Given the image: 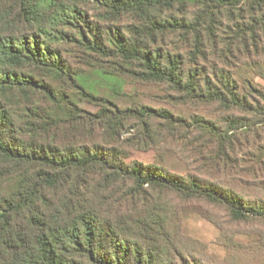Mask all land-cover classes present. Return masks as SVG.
Returning <instances> with one entry per match:
<instances>
[{
  "label": "trees",
  "instance_id": "trees-1",
  "mask_svg": "<svg viewBox=\"0 0 264 264\" xmlns=\"http://www.w3.org/2000/svg\"><path fill=\"white\" fill-rule=\"evenodd\" d=\"M88 1L12 0L19 29L0 33V264H203L185 259L162 209L150 207V188L224 206L235 221H264V199L127 164L114 142L131 119L145 125L159 116L172 124L173 115L120 107L99 95L66 57L65 44L79 47L87 60L118 58L140 81L169 83L189 98L250 109L263 120L264 93L249 84L241 94L225 69L211 75L206 51L218 46L217 26L224 24L216 10L242 14L239 6L249 5L264 24V0H95L106 8L97 16L81 8ZM120 14L135 20L124 32L111 25ZM172 34L183 36L188 56L165 48ZM81 101L100 102L101 109L89 114ZM111 102L115 111L106 106ZM52 105L69 109V119H53ZM244 118L231 130L247 126ZM204 123L195 118L228 159L229 131L217 135Z\"/></svg>",
  "mask_w": 264,
  "mask_h": 264
},
{
  "label": "rangeland",
  "instance_id": "rangeland-1",
  "mask_svg": "<svg viewBox=\"0 0 264 264\" xmlns=\"http://www.w3.org/2000/svg\"><path fill=\"white\" fill-rule=\"evenodd\" d=\"M12 4V0L0 2V17L6 16L0 20V33L19 29L14 22L17 14L11 10ZM80 6L93 16L105 8L95 0ZM241 6L242 14L236 11L232 15L224 8L216 10L224 24L217 26L218 46L215 49L213 45L207 46L206 66L211 75L213 68L225 69L226 77L236 82L241 94L247 91L244 89L249 84L264 93V24L260 23L263 18L258 13L253 15L249 5ZM221 10L224 12L220 13ZM174 13L181 15L180 12ZM134 22L133 16L120 14L114 17L111 25L114 30L124 32ZM4 24L12 27L7 29ZM29 27L27 29H34ZM167 43L166 49H175L188 56L189 49L183 36L172 34ZM65 46L66 57L91 79L99 95L120 107H149L173 115L172 124L159 116L148 119L145 125L131 119L121 134L117 132L120 135L114 143L121 147L127 164L154 165L176 175L196 176L228 187L249 200L264 199V119L261 120V116L256 117L250 109L247 112L239 108L228 109L203 98H189L169 83L140 81L125 70V64L118 58H100L95 62L87 60L79 47ZM199 61L205 65L204 60ZM184 67L188 68L190 64ZM250 101L254 103V100ZM111 103L106 106L115 111ZM78 105L92 115L101 109L100 102L81 101ZM49 113L53 119L70 117L69 109L64 107L52 105ZM198 117L217 135L229 131L234 150L229 143L228 159H224L225 149L212 133L196 128L194 121ZM242 117L245 118L241 122L247 126L231 130L234 120ZM103 133L99 131L104 137ZM149 195L152 198L150 207L156 205L162 209L160 212L168 220L166 226L174 236L173 241L187 261L264 264V221H235L224 206L186 198L168 190L150 188Z\"/></svg>",
  "mask_w": 264,
  "mask_h": 264
}]
</instances>
